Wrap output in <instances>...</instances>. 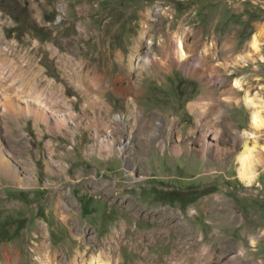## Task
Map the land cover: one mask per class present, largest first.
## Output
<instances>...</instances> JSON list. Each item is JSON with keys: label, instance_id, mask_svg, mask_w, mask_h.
<instances>
[{"label": "rangeland", "instance_id": "rangeland-1", "mask_svg": "<svg viewBox=\"0 0 264 264\" xmlns=\"http://www.w3.org/2000/svg\"><path fill=\"white\" fill-rule=\"evenodd\" d=\"M259 31L264 55V0H0V149L26 183L0 173V259L13 246L36 264L39 223L69 259L123 224L115 264H264V153L243 181L251 110L234 86L264 102ZM190 185L216 191L185 207L159 191Z\"/></svg>", "mask_w": 264, "mask_h": 264}, {"label": "bare ground", "instance_id": "bare-ground-1", "mask_svg": "<svg viewBox=\"0 0 264 264\" xmlns=\"http://www.w3.org/2000/svg\"><path fill=\"white\" fill-rule=\"evenodd\" d=\"M262 44L263 42L261 41V32L259 31L253 34V37L250 41V49L253 54L261 55V59L264 60V55H262V50H261ZM175 54L177 58L182 61H185L187 60V58H189V52L186 50L184 42L180 38L177 40V50ZM185 64L187 65L188 63ZM234 86L240 90L245 91L243 96V101L247 105V107L251 110L252 129L251 131L246 133L248 135V140L244 143L243 149L238 156L239 175L243 181L250 184L253 181H255L259 172L258 166L260 164V161L257 156L261 152L264 153V144L259 143V138L261 135L258 134L261 130H264V102L259 101L258 95L252 94L249 90L245 89V83L242 81L241 78L234 79ZM190 107L193 110L200 109L202 112H204V107L201 105L199 100L195 101ZM117 121L119 124L124 123L122 116H119L117 118ZM210 132L214 135L213 138L219 137L220 133L218 130L213 132L210 131ZM208 137H209L208 134H204V141L206 143L202 149L203 153L206 154L214 149H216L214 152L219 153L220 150L218 144L214 148H211L208 144L209 142ZM100 147H103L102 149H107L110 151L112 150L111 154L115 149V146H113V144H110L109 142L106 141L102 144V146L100 145ZM0 173L7 175L9 179H11L16 183H19L20 185L23 186L26 185V183L21 181L19 173L17 172L15 167L10 163V161L7 158L4 157L1 149H0ZM131 174H134V172L132 171ZM56 207L63 221L71 225V227L74 229V232L76 233V235H78L80 239H82L83 237H86L87 239L92 238L91 233L87 228L88 225L82 223L74 216L73 209L70 207L68 203H66L63 200V198L61 197L59 198ZM156 215L158 217H163L162 226H164L166 223H171V225H173L174 227L177 226L178 220L176 218H164V214H161L160 212H157ZM39 229L41 232V235H39V237H41L42 239L41 241L36 242L35 244V250L38 253V256L35 259L36 264H115L112 250L113 248L117 249L118 247H120L119 245L122 243L124 239V235L126 233L127 228L122 224L121 227L116 228V230L112 232V234L109 237H107L104 241L100 243L98 242L96 244L97 246L96 249H94L91 252H90V247H87L85 250L77 248L72 259L66 257L61 249H57V248L55 249L52 247L51 243L48 242V239L44 232L43 224L39 223ZM21 263H22L21 254L20 252L14 253L13 246L9 247L5 251V261L0 259V264H21ZM171 263H175V262L171 261Z\"/></svg>", "mask_w": 264, "mask_h": 264}, {"label": "trees", "instance_id": "trees-1", "mask_svg": "<svg viewBox=\"0 0 264 264\" xmlns=\"http://www.w3.org/2000/svg\"><path fill=\"white\" fill-rule=\"evenodd\" d=\"M15 20L17 21V23H20L21 21L20 17L18 16L15 17ZM14 30L17 29L14 28ZM215 189H208L205 186L200 185H190L189 187L184 189L171 187L166 190L160 189L159 191H162L161 196L163 198H166L167 201L173 203L178 202L185 207L201 198L202 196L216 191Z\"/></svg>", "mask_w": 264, "mask_h": 264}]
</instances>
